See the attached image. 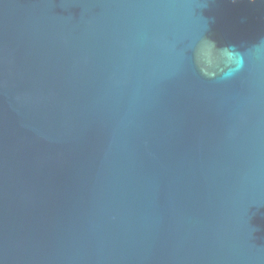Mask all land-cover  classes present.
Here are the masks:
<instances>
[{"label": "water", "instance_id": "95a60500", "mask_svg": "<svg viewBox=\"0 0 264 264\" xmlns=\"http://www.w3.org/2000/svg\"><path fill=\"white\" fill-rule=\"evenodd\" d=\"M0 264H264V0H0Z\"/></svg>", "mask_w": 264, "mask_h": 264}]
</instances>
